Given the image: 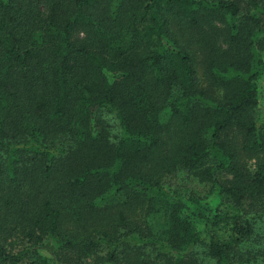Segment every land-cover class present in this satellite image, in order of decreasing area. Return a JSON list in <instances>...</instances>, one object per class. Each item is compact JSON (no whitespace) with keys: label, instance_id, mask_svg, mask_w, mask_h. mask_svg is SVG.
Returning <instances> with one entry per match:
<instances>
[{"label":"trees","instance_id":"obj_1","mask_svg":"<svg viewBox=\"0 0 264 264\" xmlns=\"http://www.w3.org/2000/svg\"><path fill=\"white\" fill-rule=\"evenodd\" d=\"M263 70L264 0H0V264L264 263Z\"/></svg>","mask_w":264,"mask_h":264},{"label":"rangeland","instance_id":"obj_2","mask_svg":"<svg viewBox=\"0 0 264 264\" xmlns=\"http://www.w3.org/2000/svg\"><path fill=\"white\" fill-rule=\"evenodd\" d=\"M257 85H258V104H257L255 116L256 118H258V120L261 121V120H264V70L257 80ZM250 164H252V161L250 162ZM194 184L196 185V190L197 191L200 190L202 193V190L204 189V187L198 183H194ZM190 187H194V185L191 183ZM212 207L213 206H210V208L208 209L204 208L201 213L203 215L209 213ZM194 221H195L197 229L202 230L204 227V222H203L204 220L194 218ZM151 222H152L151 224H152L155 234L161 237L163 235L162 230L164 229V222L162 218L160 216H156L153 218ZM211 232H213L218 239L224 240L226 243L232 240L230 236V231L228 230V226L226 224L225 225L221 224L219 227L212 229ZM208 233L210 234V232ZM206 240H208V234L207 232H203V242H205ZM206 263L207 264H220L216 262L215 260H206ZM250 264H264V263H250Z\"/></svg>","mask_w":264,"mask_h":264}]
</instances>
